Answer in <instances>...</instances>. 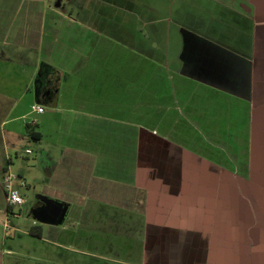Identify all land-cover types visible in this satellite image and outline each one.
Returning <instances> with one entry per match:
<instances>
[{
  "label": "crops",
  "instance_id": "crops-1",
  "mask_svg": "<svg viewBox=\"0 0 264 264\" xmlns=\"http://www.w3.org/2000/svg\"><path fill=\"white\" fill-rule=\"evenodd\" d=\"M66 1L0 0V264H264V0H193L230 33L161 78L163 2ZM33 122L46 194L18 230L1 181Z\"/></svg>",
  "mask_w": 264,
  "mask_h": 264
},
{
  "label": "rangeland",
  "instance_id": "rangeland-1",
  "mask_svg": "<svg viewBox=\"0 0 264 264\" xmlns=\"http://www.w3.org/2000/svg\"><path fill=\"white\" fill-rule=\"evenodd\" d=\"M139 2L147 3L148 5H153L156 9H160V5L163 2V5H166V12L167 16L162 14L161 10H158L159 13L162 14L159 15V13L153 9L151 11V17L156 20V26H167L168 32H165V35L163 33V38L160 36V33H158L157 36H153L150 39L147 40V43H149V46L151 45V48L153 49V60H156V63L154 62V65L159 67L158 78L164 77L166 72H168L167 69V62L169 61V70L171 71H177L180 70V66L177 62V58L180 54V51L182 49L183 53L185 51L188 53L191 48H193L191 45H193V42H203L206 44H203L204 46H207L208 43L205 41V39L200 38L198 34H195L194 32H203L205 31L207 35H213V38H218V35L226 36L230 32L224 31L222 29V26L220 24H216L215 20L210 18L207 15H204L206 11L203 12V15L200 14L203 10H201V6H204L202 3L204 2L202 0V3L200 5V8L193 7V0H184L185 4L181 3L182 0H137ZM65 5H67V1L64 0ZM189 3V4H188ZM214 11L217 10L215 7H211ZM107 9H110V7L107 6ZM164 11V10H163ZM109 13L112 14L111 10H109ZM77 17V16H76ZM118 16H115L114 20H117ZM218 25V26H217ZM160 40V41H159ZM162 41V42H161ZM163 43V45H162ZM202 45V46H203ZM161 47H163L161 49ZM208 51L207 47H202L203 50ZM163 50V52H162ZM188 50V51H187ZM165 51V52H164ZM186 53V54H187ZM184 55V61H187L190 57L187 55ZM151 55V54H150ZM229 62V61H226ZM21 108V107H20ZM19 108V109H20ZM18 109V110H19ZM225 115V114H224ZM222 115V116H224ZM33 118L37 120V116L34 115ZM30 118L28 117L27 120ZM223 119H218L217 122H221ZM239 122V120H237ZM23 120H17L14 122L15 125H22ZM232 123H236L235 116L231 119ZM237 133L240 134V129L237 128ZM229 137L233 139L234 142H239L240 137L236 133H229ZM239 138V139H238ZM53 139H50L48 136L47 139L42 141V144L45 145L49 142H52ZM39 143H36L33 140H30L29 137L26 135V132L24 130V138L23 140H19L17 143V146H19V152L21 150H24L25 148L30 149L33 151L32 155H29L27 157H23V155H19L16 158H13L16 160V166L13 168V175L17 174L19 170L24 171V175L22 178L14 180L12 182L14 190H16L20 196H22L26 203L19 208H16L14 211L18 214H21V222L18 224L17 219H13V222L17 224L18 230L21 229H27L31 226V222L29 220V217L32 215L30 214V211L33 212L34 205L37 201V196L46 194V185L43 184V170H41L39 164H37L38 158L40 153L38 152L39 146L37 145ZM241 154V153H237ZM14 157V156H13ZM235 163V162H234ZM41 164V162H40ZM45 165V164H43ZM16 176V175H15ZM22 182L25 183V187L22 186ZM23 211L22 213H19ZM12 216V215H10ZM27 216V217H26ZM13 217V216H12ZM10 232H8V235Z\"/></svg>",
  "mask_w": 264,
  "mask_h": 264
},
{
  "label": "built area",
  "instance_id": "built-area-1",
  "mask_svg": "<svg viewBox=\"0 0 264 264\" xmlns=\"http://www.w3.org/2000/svg\"><path fill=\"white\" fill-rule=\"evenodd\" d=\"M33 111L36 113H42L43 108L39 106H35ZM30 125L34 126V122L30 123ZM26 152L30 153L29 150H27ZM17 178H18L17 176L11 173H8V174H5V176L2 178V181H1L2 189L5 194L6 207L8 209L10 208L20 209V207H22L26 203L25 199L22 196H20V194L13 188L12 182L14 180H17ZM22 186L23 187L25 186L24 183H22Z\"/></svg>",
  "mask_w": 264,
  "mask_h": 264
},
{
  "label": "trees",
  "instance_id": "trees-1",
  "mask_svg": "<svg viewBox=\"0 0 264 264\" xmlns=\"http://www.w3.org/2000/svg\"><path fill=\"white\" fill-rule=\"evenodd\" d=\"M25 132H26V135L29 137L30 140H33L35 142H38L40 140L41 135L39 133L35 132V128L33 126H31L30 124H26ZM29 233L31 235L39 237L41 235L40 226H32L29 229Z\"/></svg>",
  "mask_w": 264,
  "mask_h": 264
},
{
  "label": "water",
  "instance_id": "water-1",
  "mask_svg": "<svg viewBox=\"0 0 264 264\" xmlns=\"http://www.w3.org/2000/svg\"><path fill=\"white\" fill-rule=\"evenodd\" d=\"M48 213L53 220H57V221H61L64 216L62 207L55 204L49 207Z\"/></svg>",
  "mask_w": 264,
  "mask_h": 264
}]
</instances>
